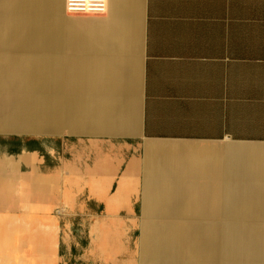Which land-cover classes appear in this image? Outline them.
<instances>
[{
    "label": "crops",
    "instance_id": "obj_1",
    "mask_svg": "<svg viewBox=\"0 0 264 264\" xmlns=\"http://www.w3.org/2000/svg\"><path fill=\"white\" fill-rule=\"evenodd\" d=\"M41 131L0 158V264H228L264 230V0H0V134Z\"/></svg>",
    "mask_w": 264,
    "mask_h": 264
},
{
    "label": "rangeland",
    "instance_id": "obj_2",
    "mask_svg": "<svg viewBox=\"0 0 264 264\" xmlns=\"http://www.w3.org/2000/svg\"><path fill=\"white\" fill-rule=\"evenodd\" d=\"M41 55L43 54V50L40 51ZM43 58L42 56H39ZM62 132V129H60ZM66 133L61 134H55V135H46V133H43V131L39 132L37 135L34 134H16V133H10V134H0V158H12L17 159L18 157L29 154L32 152L33 149L39 148L41 149V146L50 147L52 144L57 143L59 137H66ZM68 136V135H67ZM74 137L71 141L72 144L76 147L73 152V155H70L72 158H79L80 153L83 151V149H80L85 143L84 141L80 140L78 135L71 136ZM77 137V138H76ZM84 138H87V136H84ZM89 156V154L86 156V160L81 161V163L86 164V161L88 163H91L93 159ZM78 160V159H77ZM76 160V161H77ZM14 167V166H13ZM12 167V168H13ZM84 166L76 167V169H83ZM100 167L97 166V172ZM110 168V166H109ZM106 171L107 168L105 169ZM79 171H77L78 174ZM76 173V172H75ZM83 173V171H81ZM99 173V172H98ZM81 184H83V180L81 177ZM85 185L87 182H84ZM79 188V187H78ZM76 188V189H78ZM82 187H80L78 190H80ZM138 220L140 218V214H136ZM227 229H220V257L221 259H231V261L228 264L236 262L237 259H235L236 251L243 248L241 244L237 243H230L229 240L225 238V232ZM228 230H235L236 229H228ZM253 231L249 238L245 241V246L249 247L248 251V259L251 261V264H264V257H262V251L261 248L264 247V230H251ZM138 235L139 230L135 231V238L138 241ZM229 239V236H228ZM138 249V248H137ZM249 260H247V264H249Z\"/></svg>",
    "mask_w": 264,
    "mask_h": 264
},
{
    "label": "built area",
    "instance_id": "obj_3",
    "mask_svg": "<svg viewBox=\"0 0 264 264\" xmlns=\"http://www.w3.org/2000/svg\"><path fill=\"white\" fill-rule=\"evenodd\" d=\"M108 10V0H64V12L67 16L104 15Z\"/></svg>",
    "mask_w": 264,
    "mask_h": 264
},
{
    "label": "bare ground",
    "instance_id": "obj_4",
    "mask_svg": "<svg viewBox=\"0 0 264 264\" xmlns=\"http://www.w3.org/2000/svg\"><path fill=\"white\" fill-rule=\"evenodd\" d=\"M253 231L251 230H244V229H236L235 230H226L225 232V238L227 240H229L230 243H237V244H241L243 246V248H241L240 250L236 251V255H235V259L236 262L231 263V264H247V260L248 259V251H249V247L245 246L246 244L245 241L249 238V235L252 233ZM229 236V239H228ZM262 251V257H264V247L261 248Z\"/></svg>",
    "mask_w": 264,
    "mask_h": 264
}]
</instances>
